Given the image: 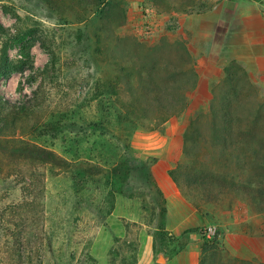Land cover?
<instances>
[{"label": "rangeland", "instance_id": "374dc122", "mask_svg": "<svg viewBox=\"0 0 264 264\" xmlns=\"http://www.w3.org/2000/svg\"><path fill=\"white\" fill-rule=\"evenodd\" d=\"M222 2L0 0V97L36 105L0 136V264H264V78L217 74Z\"/></svg>", "mask_w": 264, "mask_h": 264}, {"label": "crops", "instance_id": "0c3cea01", "mask_svg": "<svg viewBox=\"0 0 264 264\" xmlns=\"http://www.w3.org/2000/svg\"><path fill=\"white\" fill-rule=\"evenodd\" d=\"M216 8L210 34L217 40L211 50L219 59L217 74L244 62L252 77L264 78V0H223Z\"/></svg>", "mask_w": 264, "mask_h": 264}, {"label": "trees", "instance_id": "16d2710c", "mask_svg": "<svg viewBox=\"0 0 264 264\" xmlns=\"http://www.w3.org/2000/svg\"><path fill=\"white\" fill-rule=\"evenodd\" d=\"M1 28V23H0ZM6 42L3 43L1 49V56H0V80L4 77L9 76L13 72H17L22 70L24 67L22 62H12L9 57V49ZM228 69V68H227ZM36 105L30 103L26 104H10L6 100H3L0 97V136H4V131L9 125L17 123L21 121L24 117L29 116L30 113L33 112ZM1 146V145H0ZM22 155H26L25 150H14L12 154L5 155L4 158L9 160L8 164L16 163L18 165L20 160L22 162H26L27 160L29 163L39 162V163H47L52 167H56L59 171H66L68 164L65 161H62L58 156H53L51 154L46 153H39L37 155H33L28 153L25 158H22ZM21 157V158H20ZM60 160V161H59ZM33 161V162H32ZM80 170L88 171V165L79 163L78 164ZM69 168V167H68ZM78 168V167H77Z\"/></svg>", "mask_w": 264, "mask_h": 264}, {"label": "built area", "instance_id": "2783aa9c", "mask_svg": "<svg viewBox=\"0 0 264 264\" xmlns=\"http://www.w3.org/2000/svg\"><path fill=\"white\" fill-rule=\"evenodd\" d=\"M215 232H216V228L211 226L206 229L205 235L206 237L211 238V236L215 235Z\"/></svg>", "mask_w": 264, "mask_h": 264}, {"label": "water", "instance_id": "95a60500", "mask_svg": "<svg viewBox=\"0 0 264 264\" xmlns=\"http://www.w3.org/2000/svg\"><path fill=\"white\" fill-rule=\"evenodd\" d=\"M158 263H159V264H164V263H165V260L161 257V258L158 260Z\"/></svg>", "mask_w": 264, "mask_h": 264}]
</instances>
